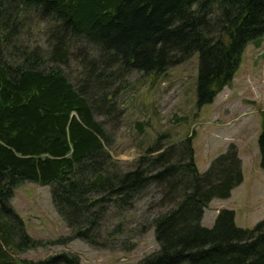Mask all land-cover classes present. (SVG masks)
Wrapping results in <instances>:
<instances>
[{"label": "trees", "instance_id": "trees-1", "mask_svg": "<svg viewBox=\"0 0 264 264\" xmlns=\"http://www.w3.org/2000/svg\"><path fill=\"white\" fill-rule=\"evenodd\" d=\"M27 13L47 23V47L13 52L14 29ZM263 38L264 0H0V264H80L68 252L15 257L44 244L12 206L27 181L51 186L71 229L62 243L106 246L98 238L111 210L133 209L155 187L160 248L138 264H264V220L240 228L224 209L212 228L202 225L211 201L229 198L243 182L236 145L200 173L192 136L167 144L162 134L125 169L111 155L106 124H120L118 101L133 72L158 78L195 54L197 105L211 104L232 83L248 45ZM72 56L78 75L66 69Z\"/></svg>", "mask_w": 264, "mask_h": 264}, {"label": "rangeland", "instance_id": "rangeland-1", "mask_svg": "<svg viewBox=\"0 0 264 264\" xmlns=\"http://www.w3.org/2000/svg\"><path fill=\"white\" fill-rule=\"evenodd\" d=\"M18 23L21 25L14 29L9 50L22 53L37 42L47 47L49 27L40 16L27 13ZM263 61L264 39L259 46H248L232 83L211 104L202 106H197L199 54L158 78L133 72L119 97L120 124L116 126L114 120L106 122L113 139L112 157L128 169L160 135L167 137V144H178L192 136L196 164L204 173L230 144H235L244 160L246 178L229 198L211 202L202 225L212 228L218 212L230 209L235 212L238 227L252 229L264 220V178L257 171H264L259 147L264 111ZM78 63L72 56L66 69L78 75ZM161 198L152 187L133 209H112L98 238L106 246L93 247L82 239L60 242L71 235V229L54 206L51 186L24 182L16 188L12 206L23 219L27 233L44 244L15 257L39 261L68 252L78 256L80 264H138L160 248L152 223L160 212ZM118 226L122 227L120 234L110 235Z\"/></svg>", "mask_w": 264, "mask_h": 264}, {"label": "crops", "instance_id": "crops-1", "mask_svg": "<svg viewBox=\"0 0 264 264\" xmlns=\"http://www.w3.org/2000/svg\"><path fill=\"white\" fill-rule=\"evenodd\" d=\"M242 161H243V172H244V180H245V178H246V173H245L244 160H243V158H242ZM257 171H258L259 173L263 174V178H264V171H261L260 169H257Z\"/></svg>", "mask_w": 264, "mask_h": 264}]
</instances>
